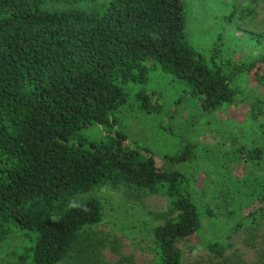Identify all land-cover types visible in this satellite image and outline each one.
Wrapping results in <instances>:
<instances>
[{"label": "trees", "instance_id": "1", "mask_svg": "<svg viewBox=\"0 0 264 264\" xmlns=\"http://www.w3.org/2000/svg\"><path fill=\"white\" fill-rule=\"evenodd\" d=\"M184 21V0H0V243L13 231L23 236L20 264L85 256L82 236L99 222L100 204L74 198L100 184L160 192L171 217L152 227L145 264H181V241L201 227L184 174L200 149L179 137L173 149H156L137 122L153 119L157 134L168 135L161 118L179 100L213 114L236 104L239 76L264 88V51L231 58L218 34L201 53ZM250 38L264 48V31ZM242 100L255 135L232 132L222 154L261 171L264 97ZM188 125L180 122L178 135ZM263 181L251 188L257 204L247 220L264 213ZM203 247L222 254L219 242Z\"/></svg>", "mask_w": 264, "mask_h": 264}, {"label": "rangeland", "instance_id": "2", "mask_svg": "<svg viewBox=\"0 0 264 264\" xmlns=\"http://www.w3.org/2000/svg\"><path fill=\"white\" fill-rule=\"evenodd\" d=\"M249 3L250 0H184V31L191 46L205 54L221 34V46L231 58L246 59L263 52L264 48L253 43L250 35L264 31V0H254L249 15L237 17L235 13ZM229 14H233L231 19H227ZM232 84L238 91L236 104L215 110L213 114L199 109L194 100L177 101L161 118L164 128L171 132L168 135L157 134L153 119H139L136 125L139 131L149 129L156 149L161 146L173 149L172 145L179 142L178 137L200 149L196 163L187 165L184 174L198 206L201 227L196 237L181 241V264H264V213L253 221L246 218L248 210L257 204L251 188L264 178V168L256 171L222 154L229 146L227 136L232 132L246 138L255 135V125L244 115L242 96L264 97V88L257 86L249 75L239 76ZM190 109L193 116L188 120ZM187 121L188 130L178 135L180 122ZM89 196L99 201L101 217L82 236V242L88 246L85 256L72 252L57 264H145L150 261L153 257L151 229L171 217L165 197L160 192L129 193L122 187L100 184L74 199ZM237 222L243 223L232 231ZM214 241L223 245L219 257L212 256L203 247ZM24 242L18 231L11 232L0 243V264H20L19 253Z\"/></svg>", "mask_w": 264, "mask_h": 264}]
</instances>
